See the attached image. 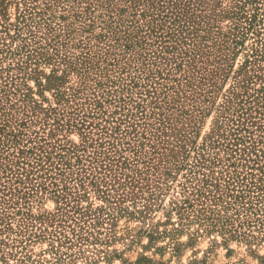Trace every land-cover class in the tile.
<instances>
[{
    "label": "rangeland",
    "instance_id": "374dc122",
    "mask_svg": "<svg viewBox=\"0 0 264 264\" xmlns=\"http://www.w3.org/2000/svg\"><path fill=\"white\" fill-rule=\"evenodd\" d=\"M36 145L79 147L81 165L66 158L19 186L10 160ZM109 162L111 174L97 169ZM164 172L169 189L145 218L125 202L134 215L116 214L83 256L55 259L66 224L12 214L71 210L78 194L80 207L107 206L96 190L115 205ZM253 176H264V0H0V264H264V239L225 240L169 206L181 186L208 197Z\"/></svg>",
    "mask_w": 264,
    "mask_h": 264
},
{
    "label": "trees",
    "instance_id": "16d2710c",
    "mask_svg": "<svg viewBox=\"0 0 264 264\" xmlns=\"http://www.w3.org/2000/svg\"><path fill=\"white\" fill-rule=\"evenodd\" d=\"M50 110L51 112L54 111V109ZM55 132H58V129L53 128L48 132L49 139L55 138ZM108 138L113 140L112 136H108ZM78 148L79 147L75 146H71L70 148L63 147L60 150L64 155H62V153L56 154L55 150L48 151L39 145L26 147V149L19 148L15 151L13 159L10 160L12 169L9 172H13V169H15V184L18 183L19 186L23 187V185L26 184V180H28V175H33V172L45 171L44 169L47 170V168L53 167L58 161L63 162V160L67 158L70 162L73 160V163L81 165L82 158L76 155V152L79 151ZM100 154L102 153L100 152ZM27 157H30L32 161L28 162L30 170H27L24 176L20 173L24 169L20 167V164L23 165ZM174 166H177V164H174ZM112 167H114L113 163L109 162L106 165L104 164V166H98L97 169L105 173L110 172L111 174L112 170H114ZM105 173L103 177L106 176ZM98 176L95 170L92 179H86L89 180L88 183L90 186L97 189V180L100 181L103 186L107 185V183L103 181V177ZM22 177L25 178L23 179ZM171 177V172H164L161 178L151 182L154 183L152 185L153 187L151 185H146L145 188L139 189L138 193L131 192L123 197H118L115 205L109 202L108 196L104 194V191L96 190L95 193H97L99 198L105 201L107 206L92 208V206L87 205L85 207H80L78 203L86 198L84 195L78 194L74 196L75 198L73 200L77 204L70 207L71 210L58 207L55 214L36 216L32 215L28 208H17L12 214L14 216H22L26 220H31L38 224H66L65 229H68L67 234L62 233V237L58 240L51 239V250L56 257L58 256V258L55 259L61 262V256H64L63 250L66 252L70 251L69 253H71L72 250H77L74 255L73 253L68 255L72 258L76 255L83 256L86 251L85 249H87L86 247L105 245V241H107L105 238L109 234L108 232H110L113 220L117 218L115 215H134L132 212H129L127 208L123 207L125 202L130 201L134 207L136 204L141 203V209L136 210V214L141 218H145V215L152 209V202L164 192V190L167 191L169 189L167 186H165V189H162L161 185L165 180ZM111 178L110 181H117L116 176H114L112 180ZM116 183L119 185L118 182ZM209 185V181L203 184L206 189H209ZM148 187H152V190ZM217 187L216 185L212 186L213 190L208 191L209 196L207 197L203 190L198 189L195 190V192L187 193L185 187L181 186V190L183 191L179 194L180 199H176L175 197L174 200L170 202V211L176 212L179 216V220L184 224L193 221L191 220L193 218L199 224L208 227V229L217 230L224 236L225 240L242 239L249 242L264 239V176L259 178L253 176L248 182L242 183L239 186H225V192L218 191ZM213 192L214 194L210 195ZM52 193L55 194L56 199L60 203H62L61 201H63V198L67 195H59V193L56 194L54 191ZM11 202L12 203L8 205H6L5 202L2 204H4L6 208H9V205H16V200L13 199ZM115 206L116 208H112ZM107 226L109 228H107ZM255 230H257L258 237L253 234ZM103 235L105 236L103 237ZM33 237L38 238L36 234H34ZM53 243H55L56 246H53Z\"/></svg>",
    "mask_w": 264,
    "mask_h": 264
}]
</instances>
